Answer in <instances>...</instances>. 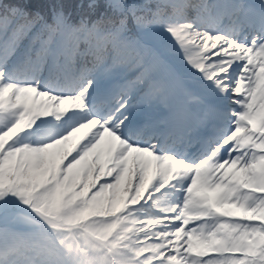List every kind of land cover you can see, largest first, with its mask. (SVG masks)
Returning a JSON list of instances; mask_svg holds the SVG:
<instances>
[{
  "label": "snow or ice",
  "instance_id": "6c2138e0",
  "mask_svg": "<svg viewBox=\"0 0 264 264\" xmlns=\"http://www.w3.org/2000/svg\"><path fill=\"white\" fill-rule=\"evenodd\" d=\"M0 264H264V0H0Z\"/></svg>",
  "mask_w": 264,
  "mask_h": 264
}]
</instances>
